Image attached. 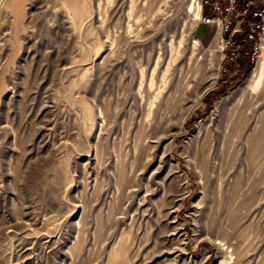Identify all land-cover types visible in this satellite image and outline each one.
Returning a JSON list of instances; mask_svg holds the SVG:
<instances>
[{"label": "rangeland", "instance_id": "374dc122", "mask_svg": "<svg viewBox=\"0 0 264 264\" xmlns=\"http://www.w3.org/2000/svg\"><path fill=\"white\" fill-rule=\"evenodd\" d=\"M199 16L0 0V264H264V63Z\"/></svg>", "mask_w": 264, "mask_h": 264}, {"label": "built area", "instance_id": "2783aa9c", "mask_svg": "<svg viewBox=\"0 0 264 264\" xmlns=\"http://www.w3.org/2000/svg\"><path fill=\"white\" fill-rule=\"evenodd\" d=\"M201 6L200 23L213 27L212 40L223 42V60L234 62L248 56L251 74L264 63V0H197ZM246 44L247 47L244 48ZM223 73L227 67L221 66Z\"/></svg>", "mask_w": 264, "mask_h": 264}, {"label": "trees", "instance_id": "16d2710c", "mask_svg": "<svg viewBox=\"0 0 264 264\" xmlns=\"http://www.w3.org/2000/svg\"><path fill=\"white\" fill-rule=\"evenodd\" d=\"M244 48L247 47L246 44H243ZM229 67L235 68V74L232 76L231 81H240V75L243 74V76H246L249 73L250 70V62L247 55L240 53V55L236 58L234 62H231L228 64L226 61L225 63Z\"/></svg>", "mask_w": 264, "mask_h": 264}, {"label": "bare ground", "instance_id": "6f19581e", "mask_svg": "<svg viewBox=\"0 0 264 264\" xmlns=\"http://www.w3.org/2000/svg\"><path fill=\"white\" fill-rule=\"evenodd\" d=\"M199 5H200V3L197 1V0H195ZM201 18V6H200V16H199V18H198V20ZM215 43H216V45L217 46H220V42H221V44H222V41L220 40V38H219V36L217 35L215 38ZM213 39V40H214ZM220 40V41H219ZM223 47V46H222ZM218 48H220V47H218Z\"/></svg>", "mask_w": 264, "mask_h": 264}, {"label": "crops", "instance_id": "0c3cea01", "mask_svg": "<svg viewBox=\"0 0 264 264\" xmlns=\"http://www.w3.org/2000/svg\"><path fill=\"white\" fill-rule=\"evenodd\" d=\"M197 40V39H196ZM213 41V40H212ZM199 42V41H198ZM210 44H211V42H210Z\"/></svg>", "mask_w": 264, "mask_h": 264}]
</instances>
